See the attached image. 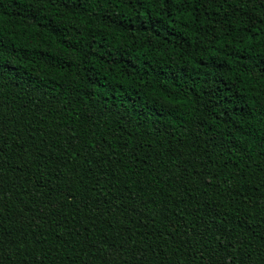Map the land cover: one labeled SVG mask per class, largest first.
<instances>
[{"label": "trees", "instance_id": "1", "mask_svg": "<svg viewBox=\"0 0 264 264\" xmlns=\"http://www.w3.org/2000/svg\"><path fill=\"white\" fill-rule=\"evenodd\" d=\"M0 264H264V0H0Z\"/></svg>", "mask_w": 264, "mask_h": 264}]
</instances>
